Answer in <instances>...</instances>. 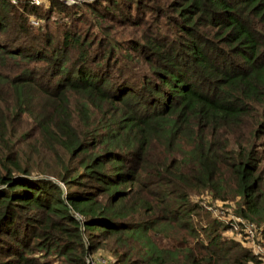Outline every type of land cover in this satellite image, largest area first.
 Segmentation results:
<instances>
[{
  "label": "trees",
  "instance_id": "1",
  "mask_svg": "<svg viewBox=\"0 0 264 264\" xmlns=\"http://www.w3.org/2000/svg\"><path fill=\"white\" fill-rule=\"evenodd\" d=\"M103 1L0 0V264H262L264 0Z\"/></svg>",
  "mask_w": 264,
  "mask_h": 264
},
{
  "label": "rangeland",
  "instance_id": "2",
  "mask_svg": "<svg viewBox=\"0 0 264 264\" xmlns=\"http://www.w3.org/2000/svg\"><path fill=\"white\" fill-rule=\"evenodd\" d=\"M29 1L31 3H34L35 5H37L38 7H40L41 11L48 8L49 2H50V0H21V1L9 0V3L12 6L11 20L13 21L16 28H18V29L21 28V18H24V17L25 18L27 17V23L30 26L34 27L35 30H40L39 32H41V30L49 31L50 29L55 28V27L59 28V26H61L64 22L71 23L68 20V17H66L65 15H59V14L55 13V11H53L51 21L49 23H46L42 18L37 19L34 14L29 13L24 8V3L29 2ZM58 1L62 2L63 5H65L70 10H74V9L77 10L80 8H82L80 10H84L83 3H88V2L95 1V0H58ZM98 1H99V4L101 3L104 6H107L106 1H103V0H98ZM99 4L97 2H95L94 6L97 9H100L101 6ZM124 5H125V3L122 4V7H124ZM92 16H93V14H89V17H92ZM55 19H59V20L52 22V20H55ZM93 22H94L93 19H91V23L88 27V30L94 29L93 28L94 26H92ZM71 24H73V23H71ZM102 24L104 26H108L111 28V30L114 32L113 38H115L119 41L129 38V36L124 35V33H123L124 28L116 25L112 21L107 20V21L103 22ZM73 25L77 26L78 29H80V28L86 29V27H87V25H83V24H73ZM4 73H6L8 75L11 74V73L6 72V71H4ZM205 199H207V198H205ZM193 201L194 202H200L197 199H194ZM200 203L203 206V209L206 212H208L212 218L219 219L220 221H223V223L228 221V219L231 216H234V213H233L234 205L231 203L226 204V205H220L218 203L209 204L207 201H206V203L205 202L204 203L200 202ZM204 215H205V213H203V214L201 213V218H204ZM205 223H206V221H203L201 225H205ZM233 232L228 231L227 233H224L223 235L228 237V238H231V236L234 235ZM150 235L151 234H149V236ZM151 237H152V240L158 246L165 247L168 244H170V241L161 235H158V236L151 235ZM89 260H90V258H89ZM91 261L95 264H111L112 259L109 255H107L106 251H100V252L96 253L95 255H92Z\"/></svg>",
  "mask_w": 264,
  "mask_h": 264
},
{
  "label": "built area",
  "instance_id": "3",
  "mask_svg": "<svg viewBox=\"0 0 264 264\" xmlns=\"http://www.w3.org/2000/svg\"><path fill=\"white\" fill-rule=\"evenodd\" d=\"M76 219L80 221L81 217L76 215ZM228 220L232 223L230 231L235 232H233L235 239L248 245L252 253L262 261V264H264V245L257 229L239 217L231 216ZM87 263L95 264L89 260Z\"/></svg>",
  "mask_w": 264,
  "mask_h": 264
}]
</instances>
